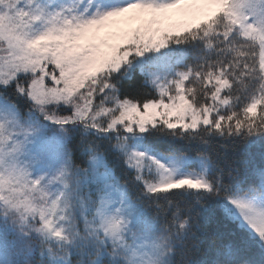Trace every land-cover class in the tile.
Instances as JSON below:
<instances>
[{"label": "snow or ice", "instance_id": "6c2138e0", "mask_svg": "<svg viewBox=\"0 0 264 264\" xmlns=\"http://www.w3.org/2000/svg\"><path fill=\"white\" fill-rule=\"evenodd\" d=\"M0 264H264V0H0Z\"/></svg>", "mask_w": 264, "mask_h": 264}]
</instances>
